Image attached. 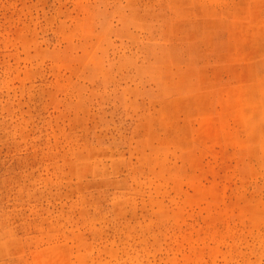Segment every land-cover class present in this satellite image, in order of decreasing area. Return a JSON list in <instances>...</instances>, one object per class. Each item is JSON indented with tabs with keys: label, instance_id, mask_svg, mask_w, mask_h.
I'll list each match as a JSON object with an SVG mask.
<instances>
[{
	"label": "rangeland",
	"instance_id": "1",
	"mask_svg": "<svg viewBox=\"0 0 264 264\" xmlns=\"http://www.w3.org/2000/svg\"><path fill=\"white\" fill-rule=\"evenodd\" d=\"M0 264H264V0H0Z\"/></svg>",
	"mask_w": 264,
	"mask_h": 264
}]
</instances>
